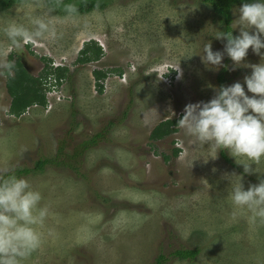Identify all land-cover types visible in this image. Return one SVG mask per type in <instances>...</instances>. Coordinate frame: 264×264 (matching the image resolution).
Returning a JSON list of instances; mask_svg holds the SVG:
<instances>
[{"label":"rangeland","instance_id":"374dc122","mask_svg":"<svg viewBox=\"0 0 264 264\" xmlns=\"http://www.w3.org/2000/svg\"><path fill=\"white\" fill-rule=\"evenodd\" d=\"M103 1V8L67 17L46 0L0 4V26L49 12L57 31L54 40L19 47H8L0 32V62L15 53L39 75L40 58L47 56L71 70L60 86L62 101L50 110L32 106L21 117L7 114L11 100L0 71V172L48 160L42 170L20 176L41 192V203L52 213L46 225L54 231L21 264H154L159 254L166 264H264V224L252 223L246 213L230 214L223 178L242 174L247 188L264 178V158L251 166L261 173H243L227 150L210 158L215 153L180 128L164 140L149 139L161 121L179 117L185 104L214 95L224 67H206L198 54L208 41L213 50H223L224 40L215 38L224 32L222 18L201 0ZM238 7L232 8L236 34ZM89 40L104 56L74 65ZM245 60L258 63L260 57L249 48ZM223 63L226 85L243 83L251 71L233 70L226 55ZM117 67L125 74L111 75L107 96H101L93 70ZM177 249L200 252L180 259L173 255Z\"/></svg>","mask_w":264,"mask_h":264},{"label":"clouds","instance_id":"9594fccd","mask_svg":"<svg viewBox=\"0 0 264 264\" xmlns=\"http://www.w3.org/2000/svg\"><path fill=\"white\" fill-rule=\"evenodd\" d=\"M64 11L66 17L72 15L74 5L65 4ZM234 20L237 35L224 31L215 36L224 40L223 50H213L208 41L198 55L213 70L228 68L223 63L226 55L233 70L243 66L251 71L243 76V83L236 80L214 86V95L207 101L185 104L175 126L194 138L197 145L214 152L215 156L210 158L214 159L220 150H227L243 166V173L259 172L251 166L264 158V0H241ZM54 21L52 14L41 12L27 16L26 21L9 20L0 26V32L7 38L8 47L38 39L54 40L57 37ZM249 48L260 57L258 63L245 60ZM175 70L180 78L181 70L179 67ZM0 71L11 76L14 61L0 62ZM223 178L228 181L226 199L231 204L230 214L236 217L246 213L252 223L264 224V178L258 177V182L249 183L247 188L242 183V174L224 173ZM41 200V192L26 178L7 170L0 172V264H21L40 245L45 234L53 233L54 229L46 225L51 210Z\"/></svg>","mask_w":264,"mask_h":264},{"label":"trees","instance_id":"16d2710c","mask_svg":"<svg viewBox=\"0 0 264 264\" xmlns=\"http://www.w3.org/2000/svg\"><path fill=\"white\" fill-rule=\"evenodd\" d=\"M15 0H0V4L3 7L10 6ZM47 3L55 10L65 12L64 5L71 3L74 5V14H84L92 11L95 8H103L105 2L103 0H46ZM205 4L209 5L213 11L222 18L224 23V31H231L233 35H237L232 26V8L240 5L241 0H201ZM29 48V46H28ZM33 54V51H29ZM104 56V51L101 46L95 40H89L84 43L82 49L79 51L74 65H86L93 62H98ZM7 60L14 61V71L11 76L6 72L5 75V87L10 97V105L7 109L8 115L15 117H21L32 106H40L46 108L48 105L47 93L53 87L60 88L63 83L68 82L71 77V70L67 64L55 65L53 60L47 56L40 58L44 63V69L39 75L32 74L24 64L21 56L15 53H11ZM226 69L223 68L218 74V83L220 85H226L228 79L225 77ZM124 71L122 68H96L93 70V77L95 79V88L99 94H103L106 88V81L111 76L122 77ZM178 118V117H177ZM177 118H169L161 121L150 133L149 139L151 142H157L168 138L169 136L176 134L178 128L175 126ZM100 135V134H99ZM97 135L96 137H98ZM92 138L90 143L95 142V138ZM180 149H174V156L178 157ZM221 156L229 163L230 159L222 151ZM164 161L168 162L169 156L163 153ZM48 163L47 159L40 160L36 166L32 169L28 168H16L11 173H15L17 176L22 174H29L42 170L43 166ZM198 249H177L173 255L180 259H193L199 254ZM167 258L163 254H159L154 264H166Z\"/></svg>","mask_w":264,"mask_h":264},{"label":"built area","instance_id":"2783aa9c","mask_svg":"<svg viewBox=\"0 0 264 264\" xmlns=\"http://www.w3.org/2000/svg\"><path fill=\"white\" fill-rule=\"evenodd\" d=\"M61 91L60 88L53 87L50 91L47 93V101L48 105L45 109H52L53 105L55 102H60L62 101V96L60 95ZM13 116V115H11ZM15 117V116H13Z\"/></svg>","mask_w":264,"mask_h":264},{"label":"flooded vegetation","instance_id":"af4514ba","mask_svg":"<svg viewBox=\"0 0 264 264\" xmlns=\"http://www.w3.org/2000/svg\"><path fill=\"white\" fill-rule=\"evenodd\" d=\"M24 61V59H23ZM24 64L26 65L27 69L33 74L35 71L32 68V65L30 63H27L26 61L24 62ZM44 64V63H43ZM44 69V68H43ZM40 74V73H39ZM37 76V75H36Z\"/></svg>","mask_w":264,"mask_h":264},{"label":"crops","instance_id":"0c3cea01","mask_svg":"<svg viewBox=\"0 0 264 264\" xmlns=\"http://www.w3.org/2000/svg\"><path fill=\"white\" fill-rule=\"evenodd\" d=\"M101 96L106 97L107 96V93H103V94H101ZM97 135H99V134H97Z\"/></svg>","mask_w":264,"mask_h":264},{"label":"water","instance_id":"95a60500","mask_svg":"<svg viewBox=\"0 0 264 264\" xmlns=\"http://www.w3.org/2000/svg\"><path fill=\"white\" fill-rule=\"evenodd\" d=\"M23 60V59H22ZM24 62V61H23Z\"/></svg>","mask_w":264,"mask_h":264}]
</instances>
